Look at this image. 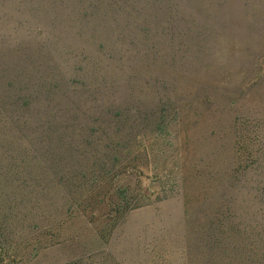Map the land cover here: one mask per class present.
<instances>
[{"label": "rangeland", "instance_id": "obj_1", "mask_svg": "<svg viewBox=\"0 0 264 264\" xmlns=\"http://www.w3.org/2000/svg\"><path fill=\"white\" fill-rule=\"evenodd\" d=\"M0 264H264V0H0Z\"/></svg>", "mask_w": 264, "mask_h": 264}]
</instances>
